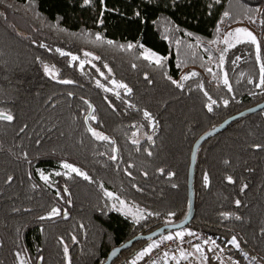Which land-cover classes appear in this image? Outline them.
Masks as SVG:
<instances>
[{
    "label": "trees",
    "instance_id": "obj_1",
    "mask_svg": "<svg viewBox=\"0 0 264 264\" xmlns=\"http://www.w3.org/2000/svg\"><path fill=\"white\" fill-rule=\"evenodd\" d=\"M257 16L260 59L256 45L241 42L227 48L221 63L226 47L218 41L220 22H251L248 17ZM262 21L264 0H0V110L15 117L0 120V264H17L16 251L27 264H103L125 240L182 220L190 206L194 141L264 100V86L257 87L264 65ZM130 43L137 46L128 49ZM140 45L166 57L164 66L145 59ZM71 53H89L92 61L79 67ZM44 65L54 69L56 79L45 75ZM222 70L227 86L220 80ZM181 71L198 75L180 80L183 88H178L167 77L175 80ZM101 73L127 84L132 93L121 88L117 98L105 91L97 85L104 80ZM90 110L88 117L96 119L86 121ZM145 110L155 126L144 118ZM89 127L114 143L95 139ZM59 162L78 166L90 179L62 173L53 184L42 180L39 170L56 169ZM8 176L14 178L10 184ZM104 187L143 208L144 218L114 209ZM193 187L194 216L185 227L211 233L243 264H264V107L200 143ZM53 207L61 214L39 219ZM221 213L232 215L225 219ZM233 235L239 251L227 244ZM157 237L136 241L112 264H131Z\"/></svg>",
    "mask_w": 264,
    "mask_h": 264
},
{
    "label": "snow or ice",
    "instance_id": "obj_2",
    "mask_svg": "<svg viewBox=\"0 0 264 264\" xmlns=\"http://www.w3.org/2000/svg\"><path fill=\"white\" fill-rule=\"evenodd\" d=\"M89 2V0H84V3L87 4ZM218 2V0H217ZM257 12L260 11L259 8L256 9ZM138 15V13H137ZM229 15V13L225 12L224 13V16L227 17ZM248 19L255 23V20L252 19V17H248ZM262 23H264V21H262ZM217 31H219V27H217ZM189 35H191V33H189ZM229 38H232L234 40V43L232 42V40H230ZM97 40H100L101 37L99 35H97L96 37ZM241 42H250L254 45H256V51H257V60L260 59V56H259V52H260V46L259 44L257 43V39L256 37L253 35L252 32H250L249 30L247 29H244V28H238V29H235L234 32H230L227 34L225 40H224V43L228 46V47H234L235 46V43H241ZM109 44L112 43V41H108ZM43 47V45H41ZM137 45H133V44H128L127 45V48L128 49H132L133 47H136ZM121 47L123 48L124 46L121 45ZM140 47H143L142 45H140ZM228 49L225 48L222 52H221V55H220V61L221 63L223 62L224 60V52H226ZM57 51H60L59 49H57ZM61 55H66V53H63L61 52ZM85 55H90L89 53H85ZM145 59L149 60L150 62L154 63L155 65H157L158 67H163L164 66V61L167 59L166 57H163V56H159L157 55L156 53L154 52H149L147 55H145L144 57ZM72 60H76L77 57L76 56H72L71 57ZM95 59H99L98 57H95ZM237 59H239V57H237ZM83 66V62H81V67ZM135 66V65H134ZM105 68H107V65H105ZM109 72H111V69H108ZM209 72H211V68L208 69ZM260 72H261V76H260V83L257 85V87H260V86H264V65H261V69H260ZM44 73L45 75L49 76L50 78L52 79H56V76H57V73L54 71L53 68H50L48 65H44ZM101 75H103V73H101ZM198 75L197 73L195 72H192V73H189L183 77H181V80H187L189 79L190 77L192 76H196ZM169 80H171V82L176 85L178 88H183V84L179 81H176V80H172L171 77H167ZM145 79H147V76H145ZM59 83H63V84H69V83H73L72 81H69V80H59L58 81ZM116 88H122L125 90V94H128L130 95L132 93V89L127 85V84H124V83H119L115 80L111 81ZM151 82V81H149ZM224 84L227 86L228 85V80L227 78L224 79ZM97 85L99 87H103V85H100L99 84V81H97ZM110 89H107L105 88V91H109ZM229 91H231V87L229 86ZM69 95H71V93H69ZM115 95L117 96V98H120V93L119 92H116ZM86 104H88V107L91 109L92 108V105L90 103H88V101H85ZM216 101H212V104H215ZM224 104L227 105L228 104V101L225 100L224 101ZM130 107H134V105H129ZM94 111V110H93ZM208 111H212V106L211 104L208 105ZM143 115H144V118L146 120H148L150 123H152L154 121V118L152 117L151 113H149L148 111H144L143 112ZM93 119L95 120L96 117L95 115H92L91 117H86V121L87 119ZM15 119L14 115L11 114L9 111H6V110H0V120L2 121H7V122H12L13 120ZM153 126H155V124L153 123ZM25 128H27V125H24V127H22L20 129V132H23L25 130ZM91 135L97 139V140H101V141H108L109 143H114L113 141H111L109 139L108 136L106 135H103L101 134L100 132H97L95 130H93L91 127H89L87 129ZM148 139L151 140L152 137L151 136H148ZM40 141L38 140L37 143H39ZM133 143H137V141H133ZM256 149H260L262 146L261 145H255L254 146ZM113 152L116 151V149H113L112 150ZM23 155V158L25 160H27L28 158V154L25 152L22 154ZM148 155H152L151 152L148 153ZM110 159L112 160H116V156L115 155H112L109 157ZM227 163V161H226ZM61 168L63 169H66L67 172L63 173L64 175H70L71 173H75L76 175L78 176H82L85 180H89L90 177L83 171H81V169H79L78 167H75L74 165L70 164V163H67V162H63L61 165H60ZM131 167V166H130ZM127 171V170H125ZM161 172H163V169L160 170ZM62 173L60 172H56L55 175L59 176L61 175ZM129 175H131V173L129 172L128 173ZM145 175H147V173H145ZM170 176L171 175H175L174 173H170L169 174ZM40 177L42 180H44L46 183L49 181V176L45 175L43 172L40 173ZM13 177L12 176H8L7 177V180L5 181V183H11L13 181ZM227 180L229 183H234L233 181V178L231 176L227 177ZM204 182H205V186H207L208 184V176H207V173H205L204 175ZM33 187H35V185H33ZM101 187H103L101 185ZM135 187V185H134ZM173 187H176V185H173ZM247 188V184L243 185L241 187V191L243 192L245 189ZM138 191L140 189H137ZM67 188L64 189V192L67 193ZM105 196L117 201L120 205V208H118L117 210L120 211V210H125V214L128 215V214H132L134 216L137 217V219H141V218H144L143 214L141 213V210L140 209H136V213H132L131 211V208H128L127 205H126V202L122 199H120L119 196H115L112 192L110 191H105ZM60 193L57 192V196H59ZM70 203V201H69ZM235 204L237 207L240 206L241 204V201L240 200H236L235 201ZM113 207H116V205H113ZM13 211H19V209H13ZM25 211H29L28 209H25ZM61 212H60V209L57 208V207H53L50 212L48 213L47 216H41L39 217V219L41 220H44V219H51L52 217L54 216H57V215H60ZM66 213H65V218H66ZM148 215H153V213H148ZM169 215H174V213H169ZM221 215L227 219L229 218L230 213H221ZM236 220H240L241 217L240 216H235L234 217ZM262 232H264V229L261 230ZM184 233L183 232H178L176 233L175 235H167L165 236L163 239L164 240H168V241H172V240H183V237H184ZM189 236H195L196 234L195 233H192V232H189L188 233ZM73 241H75V237H73ZM61 243H63V241H61ZM204 244H208V243H211L213 247L209 248L208 251L211 252L213 251L215 248H219L220 246L216 243L215 240H212V241H208V240H205L203 242ZM227 244H230L232 245L236 250H240L241 248V244L240 242L238 241L237 239V236L233 235L231 237L230 240L227 241ZM192 248L194 249V252L199 254V259H200V264H207V261H208V257L205 255V251H204V248L202 247V245L200 243H196V244H192L191 245ZM155 247H159V244H149L147 247H145L143 250H141L139 253L136 254V257L131 261V264H136V261L137 260H140L148 255H150L151 251L153 250V248ZM64 253H65V256L67 257V254H68V248L67 246L64 247ZM113 255H115V253H113ZM168 253L165 252L164 253V256L167 257ZM193 255L192 252H186V251H181L180 252V257L182 259H185L187 260L189 256ZM14 256L16 257V260H17V264H27V261L24 257V255H22L21 251H16L14 253ZM244 256L245 257H248V253H244ZM173 259H175V257H173ZM252 260H256V257H251ZM38 261H43V257H38ZM153 264H155V262H153ZM221 264H223V262L221 261ZM238 264V262H237Z\"/></svg>",
    "mask_w": 264,
    "mask_h": 264
},
{
    "label": "built area",
    "instance_id": "obj_3",
    "mask_svg": "<svg viewBox=\"0 0 264 264\" xmlns=\"http://www.w3.org/2000/svg\"><path fill=\"white\" fill-rule=\"evenodd\" d=\"M178 232H183L185 235L183 240H164L163 238L167 235H175ZM195 233V236H189L188 233ZM205 240L212 241L215 240L216 243L220 246L219 248H215L213 251L209 252L208 249L213 247L211 243L204 244ZM159 244V247L153 248L150 255L137 260L136 264H155L159 259H164V264H196L197 257L194 254V249L192 248V244L200 243L204 248L205 255L209 258L211 257L217 264H243L233 255H231L218 241L217 239L209 232H200L194 228L183 227L178 229L175 232L162 233L158 235L157 238L148 242L141 250L147 247L149 244ZM140 250V251H141ZM139 251V252H140ZM192 252L193 255L189 256L187 260L182 259L180 257V252ZM167 252V257L164 256V253ZM175 257V259H173Z\"/></svg>",
    "mask_w": 264,
    "mask_h": 264
},
{
    "label": "water",
    "instance_id": "obj_4",
    "mask_svg": "<svg viewBox=\"0 0 264 264\" xmlns=\"http://www.w3.org/2000/svg\"><path fill=\"white\" fill-rule=\"evenodd\" d=\"M264 107V100L260 101L254 105L248 106L246 108H243L242 110L226 117L221 123L214 126L213 128L209 129L208 131L201 134L193 143L192 150H191V157H190V164H189V174H188V194H189V200H190V206L189 211L187 215L180 221L177 222H171V223H165L162 224L156 228H154L151 231L148 232H142L134 235L133 237L125 240L123 243L113 247L107 256L106 261L103 264H112V260L114 257L119 255V253L126 249L131 247L136 241L148 239L150 237H154L157 235H160L164 233L165 231H173L178 230L180 228H183L187 226L190 221L193 219L194 216V206H195V197H194V187H193V180H194V171H195V160H196V152L201 142L204 140L214 136L219 131H221L227 124H229L231 121L243 116L244 114L253 112L257 109ZM91 110L87 117L90 115ZM89 125V124H88ZM115 253V255H113Z\"/></svg>",
    "mask_w": 264,
    "mask_h": 264
},
{
    "label": "rangeland",
    "instance_id": "obj_5",
    "mask_svg": "<svg viewBox=\"0 0 264 264\" xmlns=\"http://www.w3.org/2000/svg\"><path fill=\"white\" fill-rule=\"evenodd\" d=\"M255 23L253 22H247V21H240V22H237V23H234V24H228L224 21H221L220 22V37H219V43L222 44V46L228 48V46L224 43V40L227 36L228 33L230 32H234L235 29H238V28H244V29H247L249 30L250 32L253 33V35L256 37L257 39V43L259 44L260 43V38H261V20H260V17L257 16L255 19ZM230 40H232V42L234 43V40L232 38H229ZM236 44V43H235ZM62 52H64L63 50H61ZM149 52H154L152 51L151 49L147 48V47H142V53L143 55H147ZM155 53V52H154ZM157 54V53H156ZM158 55V54H157ZM70 56H76L77 59L76 60H72V61H77L79 63V67H81V62H83V65L88 61V60H91L90 57L86 56V55H78V54H73L71 53ZM160 56V55H159ZM92 61V60H91ZM216 68V67H215ZM194 71H189V72H186V71H181L180 75L178 78H176L175 80L176 81H180L181 80V77L189 74V73H192ZM57 77V76H56ZM103 77H104V80H99L100 83L107 89H110L109 91H112L114 93L116 92H119L121 91V88H116L115 85L111 82L115 79L113 78H109L107 74H103ZM227 78L226 76V73L225 71H221V74H220V80L223 82L224 79ZM228 80V79H227ZM117 81V80H115ZM118 82V81H117ZM121 83V82H119ZM153 123V122H152ZM63 162H59L56 164L57 168L56 169H51V170H39V175L41 172H43L45 175L49 176V181L50 183H54L55 181V173L56 172H60V173H65L67 172L66 169H63L60 167V165L62 164ZM69 163V162H67ZM72 164V163H70ZM74 165V164H72ZM75 167H78L76 165H74ZM79 168V167H78ZM80 169V168H79ZM81 171L85 172L84 170L81 169ZM86 173V172H85ZM105 188V191H110L112 192L115 196H119L116 192H114L113 190L111 189H108L106 187ZM120 199L124 200L126 202V205L128 208H131V211L132 213H136V209H140L141 210V213L143 214V216L145 215V211L143 210V208L141 207H138L136 204H133L132 202H129L127 201L125 198L119 196ZM111 199V198H110ZM111 202H112V205H116V207H113L114 209H118L120 208V205L117 201L111 199ZM122 213L125 214V210H120ZM130 215L132 218L134 219H137L136 216L132 215V214H128ZM251 264H260L259 261H253L251 262Z\"/></svg>",
    "mask_w": 264,
    "mask_h": 264
},
{
    "label": "crops",
    "instance_id": "obj_6",
    "mask_svg": "<svg viewBox=\"0 0 264 264\" xmlns=\"http://www.w3.org/2000/svg\"><path fill=\"white\" fill-rule=\"evenodd\" d=\"M195 256L197 257L196 264H200L199 254L195 253ZM156 264H164V259H159ZM207 264H217L214 260H210L208 258Z\"/></svg>",
    "mask_w": 264,
    "mask_h": 264
}]
</instances>
